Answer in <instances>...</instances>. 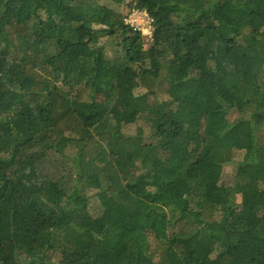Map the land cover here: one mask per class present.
Listing matches in <instances>:
<instances>
[{
  "label": "trees",
  "instance_id": "1",
  "mask_svg": "<svg viewBox=\"0 0 264 264\" xmlns=\"http://www.w3.org/2000/svg\"><path fill=\"white\" fill-rule=\"evenodd\" d=\"M103 1L0 0V264H264V0Z\"/></svg>",
  "mask_w": 264,
  "mask_h": 264
},
{
  "label": "rangeland",
  "instance_id": "2",
  "mask_svg": "<svg viewBox=\"0 0 264 264\" xmlns=\"http://www.w3.org/2000/svg\"><path fill=\"white\" fill-rule=\"evenodd\" d=\"M103 3L105 4V3H107V1L104 0ZM108 5L110 7H112L113 9L117 10L118 12H120L125 17L124 18V22L127 19L128 15L134 9L133 7L130 6L129 0H123L122 2H120L118 4L109 2ZM151 21L152 20L150 19V22ZM151 24H153V23H151ZM145 27H147V25ZM143 31H144L145 34H143V33H141V34H142V36L145 37V42L148 44V42H150L151 37L153 35L154 28L150 25V28H146ZM145 47H147V45ZM106 101H107V97L106 96H101V97L98 98V103L99 104H104ZM134 129H135V125L134 126L133 125L126 126V127H124L123 132L126 133V134H130V133L134 132ZM224 172H225L226 176L231 177V176L234 175L233 173L235 172V168L233 166H226L224 168ZM93 194H94V191H88L87 192V195L90 196V206H89L90 212L94 213V211H96V210L91 208L94 205H96V203H95L96 200L94 199V197H92Z\"/></svg>",
  "mask_w": 264,
  "mask_h": 264
},
{
  "label": "built area",
  "instance_id": "3",
  "mask_svg": "<svg viewBox=\"0 0 264 264\" xmlns=\"http://www.w3.org/2000/svg\"><path fill=\"white\" fill-rule=\"evenodd\" d=\"M152 21L150 22L149 16L140 10L133 9L125 20V24L129 25L134 31L144 33V29L150 28L152 26ZM147 25V27H145Z\"/></svg>",
  "mask_w": 264,
  "mask_h": 264
}]
</instances>
